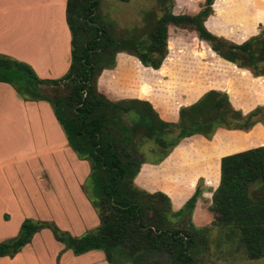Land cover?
I'll return each mask as SVG.
<instances>
[{
  "label": "trees",
  "instance_id": "trees-1",
  "mask_svg": "<svg viewBox=\"0 0 264 264\" xmlns=\"http://www.w3.org/2000/svg\"><path fill=\"white\" fill-rule=\"evenodd\" d=\"M100 1L67 0L71 60L61 78L40 79L29 65L0 54V82L28 101L48 102L70 148L79 160L88 162L85 192L99 225L74 237L52 222L25 219L17 236L0 242V257L13 258L36 233L48 229L64 250L75 256L102 251L108 264H197L210 225L196 227L190 221L189 228L183 229L178 222L185 214L191 218L202 194L200 186L173 211L165 194L140 189L134 178L142 164H160L186 138L199 135L211 140L218 129L249 132L257 124L264 125V108L243 113L226 93L210 90L193 104L180 107L178 121L171 123L159 118L149 90H137L142 100L110 101L99 92L97 81L104 70L114 69L118 54L135 57L145 68H165L172 47L169 26L195 32L214 52L211 56L220 57L217 67L223 73L239 68L264 78V28L236 44L205 27L215 0H205L195 15H175L173 0H157V6L144 13L140 26L116 33L112 22H100ZM48 85H64L65 94L52 95ZM133 135L152 142L150 153L159 156L136 162L127 151ZM208 211L212 227L223 231L221 244L237 241L248 259H264V147L221 158L220 181Z\"/></svg>",
  "mask_w": 264,
  "mask_h": 264
},
{
  "label": "crops",
  "instance_id": "crops-1",
  "mask_svg": "<svg viewBox=\"0 0 264 264\" xmlns=\"http://www.w3.org/2000/svg\"><path fill=\"white\" fill-rule=\"evenodd\" d=\"M66 2L0 0V54L29 65L40 79L55 80L64 76L71 60ZM198 12L199 8L186 15ZM173 14L182 15L176 9ZM121 70L126 71L117 63L116 68L104 70L98 78V90L110 101L134 98L130 78L117 73ZM152 107L161 120L178 121L179 107L171 109L169 115ZM219 133L238 138L245 134L218 129L215 135ZM196 137L210 143L202 136ZM175 149L158 165L142 164L134 183L148 193L165 194L172 210L178 211L195 189L179 204L174 203L172 195L182 191V185L174 184L171 164L168 167V159ZM220 159L211 195L219 185ZM89 174L88 162L79 160L70 148L52 106L46 101H28L12 86L0 82V242L17 236L25 219L52 222L74 237L96 229L99 219L85 192ZM206 193L203 191L191 215L196 227L208 226L213 220L208 211L211 196L207 206L202 205ZM51 244V264L57 256L58 264H108L102 251L78 256L70 250L64 251V246L54 240L48 229L36 233L13 258L0 257V264H39L40 253Z\"/></svg>",
  "mask_w": 264,
  "mask_h": 264
},
{
  "label": "rangeland",
  "instance_id": "rangeland-1",
  "mask_svg": "<svg viewBox=\"0 0 264 264\" xmlns=\"http://www.w3.org/2000/svg\"><path fill=\"white\" fill-rule=\"evenodd\" d=\"M204 2L205 0H173L172 11L176 9L180 14H189L197 8L200 11ZM156 6L157 0H132L129 3L101 0L97 14L100 22H112L115 32L119 33L122 29L140 26L144 13ZM206 22L205 27L214 35L240 44L259 34L264 28V0H215L212 14ZM168 42L172 43V47L167 49L169 61L166 62L165 68L161 66L158 70L145 68L133 56L117 55L116 64L119 63V68L126 70L117 73L130 78L133 99L142 100L138 98V89L143 93L149 90L156 101L154 107L159 108L164 115H169L171 109L183 107L184 104L198 100L204 93L216 90L226 93L233 107L243 113L256 107L264 108L263 77H254L250 71L236 66V70L223 73L217 67L219 56H211L214 52L190 29L169 26ZM46 89L52 95L65 94L64 85H48ZM132 138L127 151L136 162L153 160L159 156L150 153L154 148L152 142L139 141L137 135ZM208 142L210 143L196 136L186 138L174 148L176 151L168 159V167L171 164L170 172L174 174V184L182 185V191L172 195L176 205L199 185L202 193L207 192L202 201V205L207 206L212 196L209 192L215 184L220 157L264 147V125L257 124L249 132H245L242 138L219 133ZM190 221L191 218L185 214L179 220L178 226L188 229ZM209 227L211 231L206 239V248L197 255V264H264V259H248L237 241L221 244L223 231L213 228L211 224ZM51 246L52 244L49 249L40 253L39 264H51ZM58 261L59 256L53 264H58Z\"/></svg>",
  "mask_w": 264,
  "mask_h": 264
}]
</instances>
